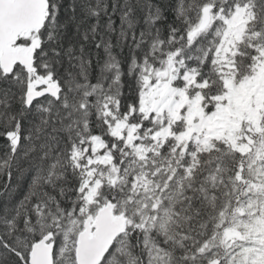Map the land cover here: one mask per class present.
I'll return each mask as SVG.
<instances>
[{
	"label": "snow or ice",
	"instance_id": "snow-or-ice-1",
	"mask_svg": "<svg viewBox=\"0 0 264 264\" xmlns=\"http://www.w3.org/2000/svg\"><path fill=\"white\" fill-rule=\"evenodd\" d=\"M63 5L64 0L3 5L11 57L0 62V84L10 78L19 92L0 87V248L18 264H36L38 251L47 264H264L258 231L239 235L250 247L241 248L245 255L237 260L230 230L217 231L223 219L209 216L195 235L189 234L192 227L184 231L177 224L185 203L183 210L196 217L202 208L216 210L215 192L209 194L198 179V162L182 168L179 205L168 196L176 170L142 203L137 188L148 192L152 181L147 174L129 177L125 166L128 149L141 160L151 150L139 141L149 133L153 140L159 136L158 117L169 123L151 106L160 100L161 85L178 92L194 82L188 91L207 93L202 107L211 116L222 97L228 103L233 75L239 84L264 67V20L258 18L264 0H68L72 15L62 20ZM28 12L34 15L21 29ZM70 22L72 38L66 41ZM186 110L181 108V118ZM258 137H264V118L259 124L244 119L234 142L224 138L225 148L240 157L230 171L237 184L247 186L245 194L264 187L244 175L243 158L253 146L264 154ZM211 180L214 186L216 176ZM106 216L116 225L107 234L101 226ZM218 235L220 245L214 244Z\"/></svg>",
	"mask_w": 264,
	"mask_h": 264
},
{
	"label": "rangeland",
	"instance_id": "rangeland-1",
	"mask_svg": "<svg viewBox=\"0 0 264 264\" xmlns=\"http://www.w3.org/2000/svg\"><path fill=\"white\" fill-rule=\"evenodd\" d=\"M221 31H223V28H221ZM235 80L236 77L233 75L229 92L226 94L228 103H223L222 97L217 103L215 113L211 116L205 114V110L200 103L202 101L200 95H189L185 89H180L177 92L170 87L161 85L159 90L160 100L152 101L151 106L157 107L169 121L184 120L185 130L177 135L172 133L170 128L165 127L159 131L157 138L165 139L166 136L174 134L177 143H187L192 139L203 144L209 143L210 139L212 141L213 137L220 140L227 138L234 142L238 136V129L242 120L251 119L259 124V121L264 118V67H261L255 75L243 78L239 84L235 83ZM185 106H187V110L181 118L180 110ZM165 109H167L166 112ZM261 140H264V137L257 138V145L261 143ZM139 143L141 144V142ZM133 150L135 151L134 148ZM184 150L185 147H183ZM246 157L248 159L245 161V166L247 170H251V174H254L250 177L249 183L264 184V175L259 176L258 179L256 178L258 172H264V154L258 155L257 146L254 145L252 151ZM243 187V191L246 193L247 186L244 185ZM139 199L142 203H145L143 197H139ZM243 199L244 202L238 207L243 209L244 214L240 215L234 210L238 214L231 223L233 230H239L243 234H247L251 228L264 236V187L251 189ZM250 200L253 202L252 207H247ZM242 233L230 234L234 240L232 248L240 253L237 260H242L245 255L241 252V248L250 247L249 240L239 238ZM248 255L255 256L256 253L250 251Z\"/></svg>",
	"mask_w": 264,
	"mask_h": 264
},
{
	"label": "trees",
	"instance_id": "trees-1",
	"mask_svg": "<svg viewBox=\"0 0 264 264\" xmlns=\"http://www.w3.org/2000/svg\"><path fill=\"white\" fill-rule=\"evenodd\" d=\"M241 3L244 0H240ZM68 0H64V5L61 8V19H67L72 15V13L67 8ZM167 3V0H165ZM82 16L79 9L77 11V18L79 19ZM169 19H172V13L168 12ZM259 19L264 20V14H261ZM255 25L250 26V29H254ZM264 31V28H262ZM72 38V24H69L68 35L66 36V41ZM247 39V37H245ZM127 52V48H126ZM16 83L13 82L10 78L4 83L0 84V87H11L14 91L19 92V89L16 88ZM207 95V93H203ZM211 102V101H210ZM15 99H13V104L15 105ZM177 126L176 128L179 129ZM141 135L143 133L139 132ZM119 144V142H117ZM171 138L167 139L166 142L160 146L158 152L150 151L146 153L147 159L139 160V162H135L137 160V155L135 154L133 149H128L129 156L125 159V166L128 168L129 177L131 176H143L147 174V179L151 180L152 183L148 185V192H145L143 188L139 189L140 193L144 195V202H147L146 197L151 196V189L159 186L163 187L165 184L169 183L168 177L172 175V171L176 170V180L171 182L172 187H170L168 196L171 198L173 203H177L179 205V201L177 200L175 193L178 191L176 185L179 183L182 177V168L187 164H195L199 163V172L198 179H202L204 181V187L208 190L209 194L215 192L217 200L214 202L216 204V210L213 211L210 206L207 208H202L201 215L196 217L194 212H187L183 209L187 208V204L185 203L180 211L179 217L176 218L177 224L184 231H187L189 227L193 228V231L190 232V235H195L196 232L203 231L202 228L199 227L200 222L202 220H207L209 216L215 215L217 216V210L225 209L228 202L233 200H238L233 197L235 192H239L241 184H237L234 179L231 177V169L234 168L233 161H237L240 159L239 156L233 155L231 152V147L225 148L224 141L215 140L214 142L209 143H191V149L183 152V156H181V148H177L175 151H171L172 147ZM213 146L218 149V151H212ZM196 152V156L193 157L192 153ZM28 162H24V166L27 167ZM219 167V173L216 172V168ZM216 175L217 179H222L221 185H219V181H215V185L213 186V182L211 180V176ZM143 181H141L142 183ZM2 183V181H0ZM185 187L187 186V181L184 182ZM232 185L234 189H232V193H230V187ZM211 200V195H209V201ZM199 206V201L196 202ZM186 216H192L193 219L190 221L185 219ZM175 227V225H174ZM209 229H211V225H209ZM7 238V237H6ZM15 246V245H14ZM23 250V249H21ZM0 264H18L16 258L10 255L5 249L0 248Z\"/></svg>",
	"mask_w": 264,
	"mask_h": 264
},
{
	"label": "water",
	"instance_id": "water-1",
	"mask_svg": "<svg viewBox=\"0 0 264 264\" xmlns=\"http://www.w3.org/2000/svg\"><path fill=\"white\" fill-rule=\"evenodd\" d=\"M6 2H11V0H0V37L3 38L2 44H0V56L1 61L4 63H8L10 61L11 53L9 52V45H8V39H7V30L9 28V22L5 19L3 12L4 7L3 5ZM18 2H23V0H18ZM39 5L35 6V14H38ZM34 15L33 12H28L26 15H24L21 18L20 21V27L23 29L27 26L28 23L31 22L32 16ZM20 34H23V31H21ZM20 47V46H18ZM101 226L104 231V233H111L115 229V222L111 217H104L101 221ZM34 260L36 264H47V257L43 251H38L34 254Z\"/></svg>",
	"mask_w": 264,
	"mask_h": 264
}]
</instances>
